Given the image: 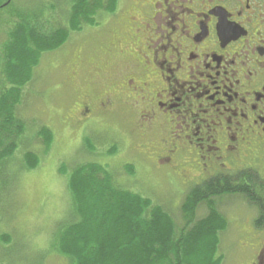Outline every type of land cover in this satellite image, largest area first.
<instances>
[{
  "label": "flooded vegetation",
  "instance_id": "1",
  "mask_svg": "<svg viewBox=\"0 0 264 264\" xmlns=\"http://www.w3.org/2000/svg\"><path fill=\"white\" fill-rule=\"evenodd\" d=\"M139 3L96 59L101 91H79L78 123L121 108L157 170L183 179V155L197 158L189 169L200 176L252 169L264 178V0ZM242 251V264H264L263 228Z\"/></svg>",
  "mask_w": 264,
  "mask_h": 264
},
{
  "label": "rangeland",
  "instance_id": "2",
  "mask_svg": "<svg viewBox=\"0 0 264 264\" xmlns=\"http://www.w3.org/2000/svg\"><path fill=\"white\" fill-rule=\"evenodd\" d=\"M10 1L0 0V4L3 3L0 7V64L3 45L18 22L14 15L20 9L39 10L56 5L64 9L66 4L65 0ZM62 8L55 9L53 14L63 13ZM140 10L139 0H120L115 14L102 13L98 26L85 27L82 32L72 34L59 51L44 55L32 81L24 88L16 113L26 130L16 153L0 167V236L13 239L9 246L0 240V264H69L56 249L60 230L74 218L68 177L59 173L62 166L68 173L76 166L92 162L109 166L120 187L162 206L177 228L181 226L185 196L204 177L189 169L195 167L197 158L186 157L183 161V155L179 156V164L188 170L183 179L167 169L158 171L152 161L141 154L145 152L143 144L147 141L140 134L136 135L133 118L124 116L121 108L112 115L98 114L84 124L78 123L81 117L77 108L79 91L91 99L101 91L93 81L96 59L105 60V49L110 46L112 37L120 40L125 35L127 21L139 15ZM134 119L137 120L135 114ZM42 130H50L54 136L49 151L38 138ZM153 144L158 148L161 142L155 139ZM114 147L117 153L107 155ZM27 152L37 154L41 160L34 171H29L23 162ZM126 165L135 166L133 177L125 174ZM215 203L228 222V229L220 234L222 262L242 264L241 247L244 249L254 237L257 209L238 195L216 197ZM207 214V204H203L196 212V219L201 220Z\"/></svg>",
  "mask_w": 264,
  "mask_h": 264
},
{
  "label": "trees",
  "instance_id": "3",
  "mask_svg": "<svg viewBox=\"0 0 264 264\" xmlns=\"http://www.w3.org/2000/svg\"><path fill=\"white\" fill-rule=\"evenodd\" d=\"M65 3L64 9L57 5L24 8L14 15L18 22L7 35L0 64V167L20 146L26 126L16 113L17 107L43 56L59 51L72 34L98 26L102 13L115 14L120 0ZM60 8L63 13L53 14ZM38 138L49 151L52 132L39 131ZM117 151L114 147L107 155ZM40 161L32 152L24 155L29 171L36 170ZM123 169L127 176L136 174L134 165ZM59 173L68 177L74 218L60 230L56 249L69 264H223L220 234L228 229V222L217 210L215 198L226 195L241 196L255 207V228L264 229V178L256 170L202 177L185 196L178 228L162 206L120 187L107 165L92 162L69 173L62 166ZM203 204H207L208 214L197 220L196 212ZM0 240L9 246L13 239L2 235ZM240 253L244 259L242 249Z\"/></svg>",
  "mask_w": 264,
  "mask_h": 264
}]
</instances>
